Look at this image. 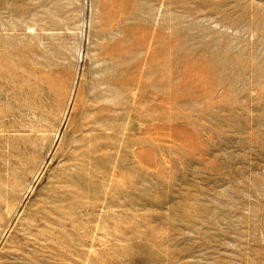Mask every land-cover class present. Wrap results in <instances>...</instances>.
<instances>
[{
  "label": "rangeland",
  "instance_id": "374dc122",
  "mask_svg": "<svg viewBox=\"0 0 264 264\" xmlns=\"http://www.w3.org/2000/svg\"><path fill=\"white\" fill-rule=\"evenodd\" d=\"M0 264H264V0H0Z\"/></svg>",
  "mask_w": 264,
  "mask_h": 264
},
{
  "label": "bare ground",
  "instance_id": "6f19581e",
  "mask_svg": "<svg viewBox=\"0 0 264 264\" xmlns=\"http://www.w3.org/2000/svg\"><path fill=\"white\" fill-rule=\"evenodd\" d=\"M15 185H16V191H17V193H19L18 190H19V188L21 187L20 184H19L18 182H15Z\"/></svg>",
  "mask_w": 264,
  "mask_h": 264
}]
</instances>
